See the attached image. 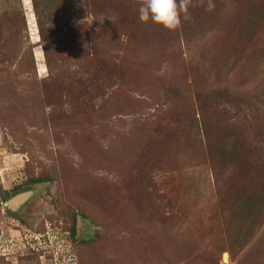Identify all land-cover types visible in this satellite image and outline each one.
Masks as SVG:
<instances>
[{
  "label": "rangeland",
  "instance_id": "obj_1",
  "mask_svg": "<svg viewBox=\"0 0 264 264\" xmlns=\"http://www.w3.org/2000/svg\"><path fill=\"white\" fill-rule=\"evenodd\" d=\"M141 2L0 0V264H264V0Z\"/></svg>",
  "mask_w": 264,
  "mask_h": 264
},
{
  "label": "clouds",
  "instance_id": "obj_2",
  "mask_svg": "<svg viewBox=\"0 0 264 264\" xmlns=\"http://www.w3.org/2000/svg\"><path fill=\"white\" fill-rule=\"evenodd\" d=\"M191 5L192 0H142L138 18L141 23L151 22L167 31H174L181 26L182 20L190 19ZM206 7L212 11L215 5L208 0Z\"/></svg>",
  "mask_w": 264,
  "mask_h": 264
},
{
  "label": "water",
  "instance_id": "obj_3",
  "mask_svg": "<svg viewBox=\"0 0 264 264\" xmlns=\"http://www.w3.org/2000/svg\"><path fill=\"white\" fill-rule=\"evenodd\" d=\"M30 194V192H24L20 194H16L7 201L4 202L5 207L8 209L13 210L15 207H17L19 204H21ZM79 224V221L76 220V225ZM227 255L225 253L222 254L221 260L222 262H226Z\"/></svg>",
  "mask_w": 264,
  "mask_h": 264
},
{
  "label": "trees",
  "instance_id": "obj_4",
  "mask_svg": "<svg viewBox=\"0 0 264 264\" xmlns=\"http://www.w3.org/2000/svg\"><path fill=\"white\" fill-rule=\"evenodd\" d=\"M31 6H32L33 14H35L36 16H38L37 8H36V10H35L34 3L31 4ZM70 17H71V16H70ZM38 34H39V36H41V33L39 32V29H38ZM42 180H44V179H42ZM45 180H46V179H45ZM71 232H73V228H71Z\"/></svg>",
  "mask_w": 264,
  "mask_h": 264
},
{
  "label": "flooded vegetation",
  "instance_id": "obj_5",
  "mask_svg": "<svg viewBox=\"0 0 264 264\" xmlns=\"http://www.w3.org/2000/svg\"><path fill=\"white\" fill-rule=\"evenodd\" d=\"M33 185H34V184H33ZM4 209H6V210H9V211L11 210V209H8V208H7V207H5V206H4ZM15 209H16V208H14V209H13V210H11V211H14Z\"/></svg>",
  "mask_w": 264,
  "mask_h": 264
}]
</instances>
